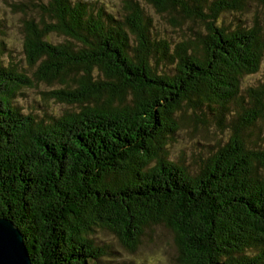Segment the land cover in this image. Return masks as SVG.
Returning <instances> with one entry per match:
<instances>
[{
	"label": "trees",
	"instance_id": "16d2710c",
	"mask_svg": "<svg viewBox=\"0 0 264 264\" xmlns=\"http://www.w3.org/2000/svg\"><path fill=\"white\" fill-rule=\"evenodd\" d=\"M119 3L10 4L28 10L27 67L0 59V219L32 264H111L106 232L134 252L163 226L178 264H264V79L243 87L264 60V0ZM41 84L79 110L14 105ZM182 133L193 144L175 149Z\"/></svg>",
	"mask_w": 264,
	"mask_h": 264
},
{
	"label": "rangeland",
	"instance_id": "374dc122",
	"mask_svg": "<svg viewBox=\"0 0 264 264\" xmlns=\"http://www.w3.org/2000/svg\"><path fill=\"white\" fill-rule=\"evenodd\" d=\"M29 0H0V59L3 61H22V66L27 67L25 56L23 53V19L28 17V10L23 13L18 9L10 7V4L27 3ZM100 5L104 6L106 10L119 9L120 3L123 0H99ZM15 12H14V11ZM252 20V15L249 17V25ZM157 26L160 27L161 33L166 39L172 41H180L181 34L169 26L164 20L158 19ZM189 27L193 30L200 28L197 23H189ZM49 40L53 43H59L64 38L57 34L49 36ZM173 43V42H171ZM264 79V60L260 72L245 77L243 80V87H258ZM259 84V85H257ZM62 86L53 85L46 86L41 84L39 89L27 90L24 94L19 95L18 102L14 105L20 104L26 111H32L36 114H43L46 110L54 109L56 114H60L65 111H78L77 105L68 104L64 102H57L54 98L47 99L45 95L41 94V91L58 90ZM211 122V117L206 118ZM223 122V120H222ZM212 124V122H211ZM218 135H221L218 133ZM182 141L178 144V148L181 145L187 147L193 144L192 138L182 133ZM225 136H222L224 139ZM174 149V150H175ZM184 154L188 156L189 149L184 148ZM102 238L106 240L108 246L114 247L116 251L121 252L122 255H117L111 264H178L176 261L177 250L174 245V239L168 229L163 227H157L152 232L151 237H147L141 244V246L134 252L127 249L119 241L116 235L106 232L102 235Z\"/></svg>",
	"mask_w": 264,
	"mask_h": 264
},
{
	"label": "water",
	"instance_id": "95a60500",
	"mask_svg": "<svg viewBox=\"0 0 264 264\" xmlns=\"http://www.w3.org/2000/svg\"><path fill=\"white\" fill-rule=\"evenodd\" d=\"M0 264H32L22 233L4 218L0 219Z\"/></svg>",
	"mask_w": 264,
	"mask_h": 264
}]
</instances>
